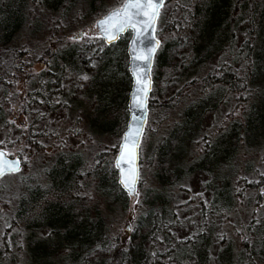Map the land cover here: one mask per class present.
Here are the masks:
<instances>
[{
	"label": "trees",
	"instance_id": "trees-1",
	"mask_svg": "<svg viewBox=\"0 0 264 264\" xmlns=\"http://www.w3.org/2000/svg\"><path fill=\"white\" fill-rule=\"evenodd\" d=\"M79 1L38 0L53 11L61 8L70 10ZM104 1L87 0L89 13L97 14L103 8ZM27 8L28 0H0L1 46L11 45L15 36L28 23ZM160 19L165 20L166 24L157 28V36L169 37L172 47L164 48L160 54L157 52L155 57L156 70L155 74L152 71V77L153 90L156 89L160 100L158 107L178 109L189 95L186 94L185 83L190 78H196L195 83H199L202 94L186 105L160 147L157 158L161 164L156 173L159 185L152 195H147L150 198L149 203H146L147 209L142 205L144 215L136 224L131 243L124 248L120 244H110L102 218L91 219L82 215L78 202L69 201V197L75 192L77 176L84 171L86 161L81 153H56L54 159L57 162L49 173L50 185L46 189H32L23 198L24 201L20 202L16 209V220L11 222L15 227L22 222L29 229L28 264H59L60 261L66 264H115L116 261L119 264L209 262L207 259L209 250L213 248L212 239L206 237L203 228L195 238L181 241L172 233L171 226L167 223L169 221L176 227L173 222L176 213L191 206H199L200 216L204 218L209 213L214 216L216 208L223 207V210L228 211H222L223 216L237 210L236 198L241 194L231 193L230 181L226 179L221 180V187L212 192L209 205L206 204L203 193L188 192L190 198L186 200H179L178 196L185 189L181 184L186 177L197 172L212 174L213 170L220 168L228 170L242 142L246 146L264 143V0H166ZM129 35L127 33L122 36L113 45H106L100 37V45L93 51L86 47L93 43L91 41L82 43V46L70 41L60 47L59 52H53L51 60L47 62L48 68L36 76V91L28 93L25 98L19 96L18 99L24 107L34 101L37 107H45L51 111L57 107L53 104L50 93L54 83L72 86L77 79L75 82L84 84L86 79L83 77H88L86 101L90 114L89 127L96 134H117L120 137L123 132L120 124L124 118L126 125L125 109L129 98L130 73L127 71L126 53ZM241 36L242 40H238ZM183 40L189 45L188 53L180 51ZM223 51L230 58L233 55L236 58L225 61L208 72L204 67ZM92 56L96 63H100L97 69H88V64L84 66ZM14 60L16 66L11 75L13 79L24 72V67L20 66V58L16 57ZM176 74L178 76L175 77ZM31 76V73H27L26 80L29 81ZM13 79L0 77V87L5 89L0 104V126L7 140H11L15 124L14 121L9 122L8 118L12 107L15 115L16 107L11 106L5 110V106L14 99L8 90ZM229 94L234 101L231 112L227 115L228 121L224 119L212 133L205 132L203 124L206 115L218 110ZM154 103L156 101L150 99V109ZM238 109H242L243 117L235 116ZM41 114L40 110L36 116ZM12 118L15 119L14 116ZM35 120L37 121L34 119L33 122ZM227 122H234L237 126L232 124V128L227 131ZM15 129L19 133L15 137L16 142L21 139L27 148L25 154L34 148L39 151L43 147L41 140L53 137L44 131H38L33 125L28 127V132ZM55 138H59L58 135ZM194 139L200 149L198 148L195 160L185 163L186 146ZM96 175L100 182L98 187L102 191L100 194L107 198L116 195L115 199L126 206L127 194L116 180V171L106 166L102 170L98 169ZM251 189L256 191L257 200H260L262 193L264 199V176H260ZM41 229H47V234L37 239L39 236L36 233ZM160 230L170 244L164 253L151 249L155 245L151 241L152 235ZM6 238L14 239L8 234ZM8 244L5 241L3 245L6 250L0 253V264H13L11 255L14 252L8 249ZM254 245L247 241L245 234L239 232L236 238L230 236L227 245L219 250L218 256L227 264H254L256 257L262 255L261 251L259 254L261 246L256 244L259 249H255ZM97 249H111L110 253L113 254L93 259L99 251ZM62 250L64 257L61 256ZM8 257L10 259L6 260Z\"/></svg>",
	"mask_w": 264,
	"mask_h": 264
},
{
	"label": "rangeland",
	"instance_id": "rangeland-1",
	"mask_svg": "<svg viewBox=\"0 0 264 264\" xmlns=\"http://www.w3.org/2000/svg\"><path fill=\"white\" fill-rule=\"evenodd\" d=\"M103 5V8L97 14H90L87 0H80L70 10L61 8L56 11L43 6L38 0H28V23L15 36L11 45H0V77H6L9 80L13 79L11 75L15 72L16 63L14 58L16 57L20 58V66L24 67L23 74L14 78L8 89L14 99L9 102V105L5 106V110L7 111L11 106L16 107L15 115L12 107L8 118L9 122L14 121L15 123L13 127L14 134L10 137L11 140L5 139L0 126V149L10 156H21L23 161L20 171L8 174L0 180V253L6 250L3 245L5 241H8V249H12L14 252L11 255L13 264H28L30 261L27 248L28 227L22 222L17 227L11 225V222L16 220V209H18L20 202L30 194L32 189L35 190L37 187L46 189L50 185L49 173L57 162L54 159L56 153L61 152L68 154L81 153L86 161L83 166L84 171L77 176L75 192L69 197V201L78 202V208L82 215H87L91 219L102 218L110 244H120L123 248L125 245H129L136 232V224L139 223V219L144 215L142 205L145 207L146 203H149L150 198H147V195H152V192L159 185L156 173H158L161 164V161L157 158L160 147L166 136L169 135L175 121L180 118L186 105L200 98L202 94L199 83H195L196 78H190L188 83H185L187 85L186 94L189 95L182 102V105L178 109H161L162 107H158L160 100L156 94V89L152 91L150 99L156 101V103L150 109L146 132L141 143L140 180L136 195L132 196L126 193V206H123L121 201L115 199L116 195L112 198L102 196L100 194L102 191L98 187L100 182L96 172L98 169L102 170L108 166L116 171V180L118 182L115 160L123 134L127 128L129 118L128 102L125 109L127 110L126 125L124 118L120 124L123 132L119 137L117 134H96L89 127L90 114L87 111L88 104L86 101L88 100L86 91L89 88L88 77L84 84L75 82L77 79L74 80L72 86L63 85V87L61 83H54L50 93L53 97L52 102L57 107L51 111L45 107H37L34 101L24 107L18 97L22 96L25 98L30 92L36 91V76L48 68L47 62L51 60L53 52L60 51V47L70 43V41H74L75 44H80L81 46L82 43L85 44L86 41H91L93 43L86 47L93 51L100 45L101 36L98 34L96 22L107 14L109 10L120 7L121 0H105ZM102 12L104 14H101ZM165 24V20L159 18L158 28L162 25L165 26ZM79 31L86 32L84 38H81L82 40L72 39L71 36ZM245 35H247V32ZM160 40L159 54L164 48L172 47L170 46L172 42L169 37H160ZM238 40H242V36ZM188 50L189 45L186 40H183L180 51L188 53ZM21 53L23 54L21 55ZM233 58H236L235 55L230 58L227 52H220L204 68H207L209 72L211 69ZM128 62L129 58L127 71ZM22 63H26V65L23 66ZM86 64H88V69H97L100 66V63L94 61L93 56L90 60H87L84 66ZM155 70L154 64V74ZM27 73L32 74L29 81L25 78ZM129 77L128 95L132 86L130 74ZM249 81L250 79H248ZM68 93L73 96L70 97ZM4 95L5 89L0 87V104ZM223 101V105L218 110L206 115L203 124L205 132L212 133L224 119L228 121L227 115L231 112L234 99L229 94ZM40 110L42 114L37 117L36 113ZM235 116L243 117L242 109H238ZM34 119H37V121L33 122ZM229 123L227 122V131L234 125V122H232L233 125ZM30 125L36 126L38 131H44L53 135V137L41 140L43 147L39 151L34 148L32 149L33 151L25 154L24 151L27 148L23 141L19 139L16 142L17 138L15 137L19 133L15 128L28 132ZM234 126H237V124ZM56 135L59 138H55ZM198 148L200 149V146L195 139L187 144L185 163L195 160L199 151ZM230 164L228 170L227 168L226 170L220 168L219 170H213L212 174L197 172L186 177L181 184L185 189L180 192L178 199H189L190 195L188 192L193 194L203 193L205 202L209 205L212 200V192L217 187H221V180L224 181L226 179L228 182L230 181L231 193L241 194L236 198L237 210L228 216H223L221 212L228 213V211L223 210V207H221L222 209L216 208L214 216L209 213L204 218L200 216L199 206H191L176 213V219L173 221L176 227H173L169 221L167 224L171 226V231L176 238L181 241L192 237L195 238L198 236L199 230L204 229L206 237L212 239L213 246L209 250L207 259L209 262L207 264H227L220 260L218 252L227 245L230 236H235L236 238L239 232L245 234L249 243L255 244V249H259L257 245L261 246L259 254L261 251L262 255L259 258L256 257L254 264H264L262 261L264 260L263 193L260 200H257L256 191L251 189L252 184L258 182L260 176H264V143L246 146L242 142L238 146L235 157L232 158ZM145 209H147V206ZM6 234L13 236L14 239L6 238ZM36 234L39 236L37 239L44 237L47 234V229H41ZM151 241L155 243V245L151 246V249L159 250L161 253H164L166 248L170 246L169 240H167L166 235L163 236L162 230L154 233ZM234 245L238 246V243L234 242ZM96 251L98 252L95 253L93 259L95 257L104 258L109 254H113L110 253L111 249H97ZM61 253V256L64 257L63 250ZM8 259L10 258H6V260ZM239 260L241 261V259ZM8 264L11 263L9 262ZM59 264L66 263L60 261ZM115 264L119 263L116 261Z\"/></svg>",
	"mask_w": 264,
	"mask_h": 264
},
{
	"label": "water",
	"instance_id": "water-1",
	"mask_svg": "<svg viewBox=\"0 0 264 264\" xmlns=\"http://www.w3.org/2000/svg\"><path fill=\"white\" fill-rule=\"evenodd\" d=\"M165 1L166 0H164V4H165ZM162 8L163 7H161L159 10V15H160ZM112 10H110L106 15L98 19L97 22L103 19L105 16H107ZM158 19H159V16L156 20L155 31L152 33L151 36L146 37L144 34H142L140 37V42L136 43L135 42L136 37L132 33V36L130 38L128 48H127V54L129 57L128 70L132 78V86H131V91L129 93V98H128L129 118H128V123H127V128L123 134V138L126 133L128 132L135 133L136 130L139 129V133H140L139 144L135 149V153H136L134 157L135 163L133 165L135 169V173H136L134 183H130L127 188L121 183L122 176L129 175V165L124 164L121 161V167L120 168L117 167V162L120 160V148L116 156L115 168L117 169V172H118L119 185L128 195H132V196L136 195L138 184H139V179H140V147H141L142 139H143V136L146 130V125L148 122V117H149V112H150L149 99H150V96L153 90V83H154L153 77H152L154 59H155V55L160 46V40L156 36ZM97 22H96V28H97L98 34L103 38L104 34L97 27ZM127 32L128 31L121 34L118 39L112 42H107L104 38L103 39L107 45H113L117 43L120 40V38L123 35H125ZM83 36H84V31H79L73 34L72 38L77 39V38H82ZM150 41H157L158 43H150ZM148 48H152L153 51L149 52L147 50ZM137 55H143L146 57H150V59L143 60V61L137 60L135 58ZM138 89L140 90L139 92H138ZM138 95L143 98L144 106L142 109L138 106H134L136 105L135 98ZM122 143H123V139L121 141L120 147ZM0 153L4 154L3 163H0V179L6 174L16 173L21 170L23 164H22V160L19 157H11L4 150H0ZM12 165L16 166V170L8 171L7 168Z\"/></svg>",
	"mask_w": 264,
	"mask_h": 264
},
{
	"label": "snow or ice",
	"instance_id": "snow-or-ice-1",
	"mask_svg": "<svg viewBox=\"0 0 264 264\" xmlns=\"http://www.w3.org/2000/svg\"><path fill=\"white\" fill-rule=\"evenodd\" d=\"M164 0H121V6L113 9L107 16L97 22V27L104 34L103 38L107 42L115 41L126 31H131L136 37V43L140 42V37L144 34L146 37L151 36L155 31L156 20L159 16V10L163 7ZM142 26V27H141ZM150 43H158L150 41ZM149 52L152 48L147 49ZM137 60H149L150 57L137 55ZM87 79V77H83ZM140 90L138 89V92ZM136 105L143 108V98L137 96ZM139 129L135 133L128 132L123 138L120 147V160L117 167H121V161L129 165V175L122 176L121 183L127 188L130 183H134L135 169L133 167L135 161V149L139 144ZM3 153H0V163H3ZM8 171H15L16 166L12 165L7 168Z\"/></svg>",
	"mask_w": 264,
	"mask_h": 264
}]
</instances>
